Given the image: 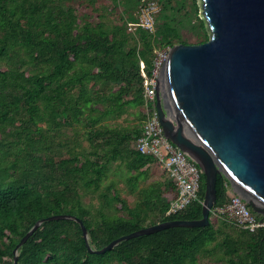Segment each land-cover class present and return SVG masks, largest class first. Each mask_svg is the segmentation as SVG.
<instances>
[{
    "label": "trees",
    "instance_id": "obj_1",
    "mask_svg": "<svg viewBox=\"0 0 264 264\" xmlns=\"http://www.w3.org/2000/svg\"><path fill=\"white\" fill-rule=\"evenodd\" d=\"M107 1L0 0V264H14L22 237L53 214L81 218L96 249L149 225L203 216L199 200L167 213L179 188L164 168V179L139 186L160 163L137 140L146 119L143 72L151 71L154 50L190 43L186 31L205 42L207 27L185 0H158L155 31L131 32L127 23L146 0ZM130 108L135 123H108ZM118 173L131 192L138 189L134 204ZM216 187L215 207L228 204L225 174ZM204 193L202 173L201 200ZM248 207L260 224L263 215ZM19 264H264V221L242 227L211 213L206 226L169 227L96 253L79 222L54 219L22 246Z\"/></svg>",
    "mask_w": 264,
    "mask_h": 264
},
{
    "label": "water",
    "instance_id": "obj_2",
    "mask_svg": "<svg viewBox=\"0 0 264 264\" xmlns=\"http://www.w3.org/2000/svg\"><path fill=\"white\" fill-rule=\"evenodd\" d=\"M209 38L171 47L156 78V108L164 135L186 152L205 176L203 216L159 222L96 249L83 220L73 214L39 219L14 249L45 221L80 223L91 252L105 253L122 241L174 226H206L217 203V176L264 221V0H197Z\"/></svg>",
    "mask_w": 264,
    "mask_h": 264
},
{
    "label": "built area",
    "instance_id": "obj_3",
    "mask_svg": "<svg viewBox=\"0 0 264 264\" xmlns=\"http://www.w3.org/2000/svg\"><path fill=\"white\" fill-rule=\"evenodd\" d=\"M161 9L158 0H146L142 2L134 12L136 21H128L127 28L136 32L143 28L150 32L156 29V15ZM171 47H158L153 52V67L149 73L144 75V98L146 119L144 121L142 134L137 140L140 152L154 156L164 168L169 177L172 178L178 188V197L171 202L168 214L176 213L186 208L193 201L200 199L202 170L189 155L167 138L163 133L158 111L156 108V78L161 64L166 59ZM231 186V183H230ZM230 201L224 206L214 207L213 215L224 216L239 226H258L254 214L250 211L248 203L232 187L229 189Z\"/></svg>",
    "mask_w": 264,
    "mask_h": 264
},
{
    "label": "rangeland",
    "instance_id": "obj_4",
    "mask_svg": "<svg viewBox=\"0 0 264 264\" xmlns=\"http://www.w3.org/2000/svg\"><path fill=\"white\" fill-rule=\"evenodd\" d=\"M144 1V0H143ZM196 7L194 5V0H185L184 1V5H185V10H189L192 14H198L199 15V4L198 1L196 2ZM106 4L108 6H113L112 2L109 0L106 2ZM122 8H118V10H121ZM135 10V9H134ZM111 15L114 18H117V11L114 10L111 12ZM186 37L188 38V40L190 41V43H196V40L194 38H192V33H190L189 31H186ZM137 110V108H130L129 111L125 114H123L122 116L115 118V119H109L108 123L110 125L113 126H129L132 125L133 123H135L137 120L135 119V115L132 114V112H135ZM84 144L87 145L88 141L84 140ZM123 170L125 169L124 167L122 168ZM121 169V170H122ZM123 172V171H120ZM163 168L161 167V165H154L151 168V176L148 180L146 181H141L140 182V187L145 186L147 184H149L150 182H152L153 180H159V179H164L166 177V175L163 174ZM122 173H118L117 175H115L117 181H118V187L121 189L122 194L127 198V200L131 203L134 204L136 199L138 198V189L133 193L129 190L127 184L125 183V178L121 177ZM88 200V198H87ZM214 221L217 219L216 217L212 218Z\"/></svg>",
    "mask_w": 264,
    "mask_h": 264
},
{
    "label": "flooded vegetation",
    "instance_id": "obj_5",
    "mask_svg": "<svg viewBox=\"0 0 264 264\" xmlns=\"http://www.w3.org/2000/svg\"><path fill=\"white\" fill-rule=\"evenodd\" d=\"M157 97H162L161 92L157 93Z\"/></svg>",
    "mask_w": 264,
    "mask_h": 264
}]
</instances>
